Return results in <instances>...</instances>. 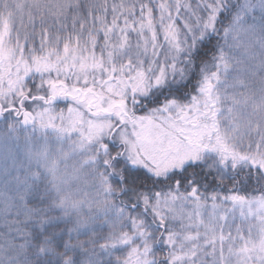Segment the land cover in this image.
<instances>
[{
	"label": "snow or ice",
	"instance_id": "1",
	"mask_svg": "<svg viewBox=\"0 0 264 264\" xmlns=\"http://www.w3.org/2000/svg\"><path fill=\"white\" fill-rule=\"evenodd\" d=\"M21 137L0 264H264V0H0Z\"/></svg>",
	"mask_w": 264,
	"mask_h": 264
},
{
	"label": "rangeland",
	"instance_id": "2",
	"mask_svg": "<svg viewBox=\"0 0 264 264\" xmlns=\"http://www.w3.org/2000/svg\"><path fill=\"white\" fill-rule=\"evenodd\" d=\"M21 139L19 142H10L9 144L0 143V186L7 185L14 179L18 174L17 166L25 160L26 146ZM0 233H7L2 222H0Z\"/></svg>",
	"mask_w": 264,
	"mask_h": 264
},
{
	"label": "trees",
	"instance_id": "3",
	"mask_svg": "<svg viewBox=\"0 0 264 264\" xmlns=\"http://www.w3.org/2000/svg\"><path fill=\"white\" fill-rule=\"evenodd\" d=\"M249 194H251V193H249ZM98 238V237H97Z\"/></svg>",
	"mask_w": 264,
	"mask_h": 264
}]
</instances>
